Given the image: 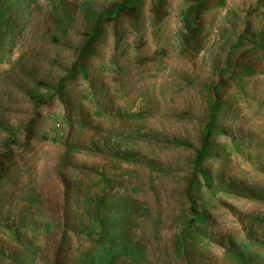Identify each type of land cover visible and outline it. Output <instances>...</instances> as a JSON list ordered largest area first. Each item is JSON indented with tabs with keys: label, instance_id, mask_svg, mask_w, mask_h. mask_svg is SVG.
<instances>
[{
	"label": "rangeland",
	"instance_id": "rangeland-1",
	"mask_svg": "<svg viewBox=\"0 0 264 264\" xmlns=\"http://www.w3.org/2000/svg\"><path fill=\"white\" fill-rule=\"evenodd\" d=\"M260 3L0 0V264H264Z\"/></svg>",
	"mask_w": 264,
	"mask_h": 264
},
{
	"label": "crops",
	"instance_id": "crops-1",
	"mask_svg": "<svg viewBox=\"0 0 264 264\" xmlns=\"http://www.w3.org/2000/svg\"><path fill=\"white\" fill-rule=\"evenodd\" d=\"M261 5L258 7H254V8H256V11H259V10H261V9H264L263 7H264V0H261V3H260Z\"/></svg>",
	"mask_w": 264,
	"mask_h": 264
},
{
	"label": "built area",
	"instance_id": "built-area-1",
	"mask_svg": "<svg viewBox=\"0 0 264 264\" xmlns=\"http://www.w3.org/2000/svg\"><path fill=\"white\" fill-rule=\"evenodd\" d=\"M217 40H218V41H221V40H220V37H217Z\"/></svg>",
	"mask_w": 264,
	"mask_h": 264
}]
</instances>
